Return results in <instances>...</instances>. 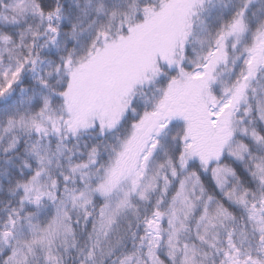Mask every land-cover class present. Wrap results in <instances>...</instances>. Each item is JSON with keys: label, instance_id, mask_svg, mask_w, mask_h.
Wrapping results in <instances>:
<instances>
[{"label": "snow or ice", "instance_id": "snow-or-ice-1", "mask_svg": "<svg viewBox=\"0 0 264 264\" xmlns=\"http://www.w3.org/2000/svg\"><path fill=\"white\" fill-rule=\"evenodd\" d=\"M0 264H264V0H0Z\"/></svg>", "mask_w": 264, "mask_h": 264}]
</instances>
